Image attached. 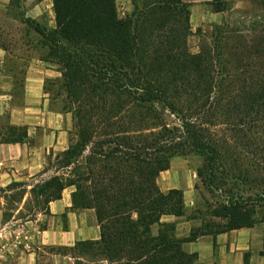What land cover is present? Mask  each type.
Listing matches in <instances>:
<instances>
[{
  "label": "trees",
  "instance_id": "1",
  "mask_svg": "<svg viewBox=\"0 0 264 264\" xmlns=\"http://www.w3.org/2000/svg\"><path fill=\"white\" fill-rule=\"evenodd\" d=\"M252 2L253 15L198 29L197 53L184 0H131L125 18L117 0H52L55 27L24 20L39 60L60 73L44 93L72 115L73 131L41 172L51 176L0 193L35 202L38 215L73 188L71 211L93 210L100 239L64 249L91 264H200L187 243L264 224V0ZM232 3L212 5L232 16ZM25 142L26 126L0 130V143ZM190 156L217 200L203 195L205 210L187 215L184 191L163 192L158 179ZM166 217L201 225L179 237Z\"/></svg>",
  "mask_w": 264,
  "mask_h": 264
},
{
  "label": "crops",
  "instance_id": "2",
  "mask_svg": "<svg viewBox=\"0 0 264 264\" xmlns=\"http://www.w3.org/2000/svg\"><path fill=\"white\" fill-rule=\"evenodd\" d=\"M6 51L0 48V117L10 114V124L13 126L28 127L30 142L8 144L0 143V186H7L13 181H25L40 173L45 163V153L50 149H66L68 134L64 129V116L52 113L48 110V99L44 93V82L46 78L58 76V72L51 67H42L31 64L24 80V107L16 109L11 106L12 89L14 83L7 81L3 76V68L6 63ZM57 73V75H55ZM39 107V110H37ZM38 118H36V112ZM55 115V116H54ZM39 131H42L41 134ZM174 158L171 168L161 173L158 184L163 192L171 189L184 191L185 202L189 204L192 185H178L174 179L161 183V177L167 174L173 175L180 172L188 177V170L175 171ZM73 188L64 191L62 199L50 204L51 221L47 228L38 234V242L42 246L71 248L79 241H96L100 239V227L96 215H83L81 212L71 211V194ZM192 205V204H191ZM190 205V206H191ZM67 212L65 222L58 215ZM166 222L177 223V235L179 237L189 236L193 227L201 225L200 220H187L186 218L166 217ZM5 231V230H4ZM10 234H12L10 232ZM261 234L254 228H242L216 237L211 235L201 236L193 242L185 245L186 251L198 254L200 264H245L246 254H249L250 264H264V256L259 249ZM13 246V245H12ZM55 261L62 258L64 264H76L74 258L68 255H52ZM19 259V258H18ZM37 256L29 252L21 264H37ZM81 264H89L82 260ZM0 264H3L1 262Z\"/></svg>",
  "mask_w": 264,
  "mask_h": 264
},
{
  "label": "rangeland",
  "instance_id": "3",
  "mask_svg": "<svg viewBox=\"0 0 264 264\" xmlns=\"http://www.w3.org/2000/svg\"><path fill=\"white\" fill-rule=\"evenodd\" d=\"M184 1L191 3V23L194 34L189 38V45L193 53H197L200 50L201 36L198 29L207 32L211 31L214 25L220 24L225 20L235 21V19L240 18L241 14L247 15L248 17L253 15L256 8L252 0H233L231 6L235 14L231 16L228 13L215 12L214 5L212 4L216 0ZM117 6L121 18H125L132 10L131 0H117ZM27 19L47 22L49 26L55 27L52 0H0V48L7 53L6 63L3 68V76L5 80L14 83L11 92V106L20 110L24 107V88L21 87V84L22 80L25 79L30 65L35 64L42 67H50L39 60L40 54L32 46V41L35 38L31 29L24 23V20ZM53 70L56 71L55 68H53ZM55 75H57V73ZM57 77H60V73H58V76L46 78L44 86L48 79H55ZM46 99L49 100L48 110L50 112L64 116V129L68 134V147L70 132L73 131L72 115L61 113L59 102H52L50 95L46 94ZM37 108V110H39V107ZM36 114V118H38L40 112L38 111ZM10 125V114H4L0 117V130H6ZM41 132L42 131H39L40 134ZM30 144L34 145L35 142L30 141ZM64 150L65 149L60 147L58 149H50L48 153L46 152L45 163L41 172L47 167V161L51 155L55 156ZM199 166H201V160L198 157H179L178 160L175 161V171L188 170L187 180L186 176H184L183 173L180 174V172L175 173L174 176L167 174L166 178L161 177L160 180L161 183H166L174 179L176 182H179L177 183L178 185L185 186L186 183L192 185L190 196L192 202L190 204L186 202L187 215L192 214L193 210L196 209L205 210L206 207L203 195L205 200H209L211 203L217 200L200 185L197 177V168ZM41 172L34 177H29L27 180L20 182L35 184L52 175V173L41 175ZM13 182H10L7 186ZM196 185H200V189H196ZM7 186H3V188L5 189ZM5 195L8 196L7 199ZM12 195L11 192L0 193V263L21 264V260L24 258L26 259V255L29 252L36 253L38 259L37 264H64V262H61L62 258H58L59 260L55 261L52 255H68L74 258L76 264L83 262L82 260L84 259L74 257L71 251L64 249L65 247H47L39 244L37 238L38 234L41 230L48 227L51 221V212L50 214H48V212H42L38 215H33L35 202H29L24 206L26 199L19 204L11 198ZM79 212L83 215H95L93 210ZM58 215H63L62 222L66 224L64 215H67V212ZM216 221L219 222V220ZM257 230L262 237L260 239L259 249L264 250V224H258ZM10 232L12 234H10Z\"/></svg>",
  "mask_w": 264,
  "mask_h": 264
}]
</instances>
